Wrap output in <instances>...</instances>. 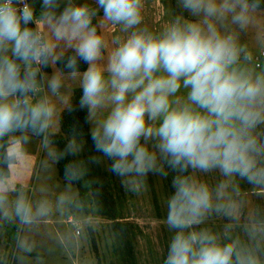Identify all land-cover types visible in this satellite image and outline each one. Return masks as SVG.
I'll use <instances>...</instances> for the list:
<instances>
[{"label": "clouds", "instance_id": "clouds-1", "mask_svg": "<svg viewBox=\"0 0 264 264\" xmlns=\"http://www.w3.org/2000/svg\"><path fill=\"white\" fill-rule=\"evenodd\" d=\"M143 6L39 0L37 8L35 0H0V139L31 130L50 144L58 104L77 85L95 152L111 161L114 175L135 190L149 174H172L163 264H264L259 212L244 227L246 241L230 229L220 235L198 227L213 213L238 221L235 178L264 188V71L250 66L238 39L257 25L264 0H178L181 14L159 31L142 26ZM97 16L126 35L110 47ZM27 139L8 148L9 169ZM79 150L72 139L50 155L59 161ZM212 172L224 177L214 187L196 175ZM82 174L74 161L65 166L69 181ZM10 189L0 172L3 218L31 224L50 213L48 201L33 203L22 190L10 201Z\"/></svg>", "mask_w": 264, "mask_h": 264}, {"label": "rangeland", "instance_id": "rangeland-1", "mask_svg": "<svg viewBox=\"0 0 264 264\" xmlns=\"http://www.w3.org/2000/svg\"><path fill=\"white\" fill-rule=\"evenodd\" d=\"M78 2L92 3V0ZM143 4L142 26L152 31L161 30L175 16L181 14L178 0H143ZM184 15L187 16L186 13ZM256 16L257 25L240 31L238 39L247 49L250 66L256 71H264V59L262 67H257L255 62V57L264 51V11L258 10ZM99 22L100 34L106 38L110 47L114 38L126 35L120 31V26L103 22L102 16H99ZM76 88L78 86L74 85V91ZM73 94L74 92L69 96L66 105L58 104L59 115L69 106ZM59 115L56 124L50 129L52 133L60 132ZM27 137V141L22 145L23 155L18 159L19 163L12 168L11 174L17 175L14 179L18 182V188L15 189V185L10 189L9 199L14 200L17 191L22 190L33 203L48 201L51 211L31 224H23L17 218L5 219L0 215V234L4 240L0 248V264H98L90 228H93L98 238L104 264H111L114 259V235L110 221L92 212L86 213L80 205L72 213L71 202L78 198V188L65 185L59 180L58 169L50 155L53 151L51 147L46 146L42 139ZM101 160L103 166L110 171L111 161L103 156ZM150 175L158 192L160 213L154 202ZM196 175L210 187L224 179L218 172ZM117 181L124 191L123 218L136 222L141 228L137 242L140 263L163 264L172 234L165 220L170 193L163 183V175L149 174L135 190H132L123 178L117 177ZM235 183L239 188L236 199L242 202L238 221L213 213L198 227L208 228L220 235L230 229L233 236L246 241L244 227L255 213L262 211L264 214V188H257L239 178H235ZM62 195L70 199L60 204L59 198Z\"/></svg>", "mask_w": 264, "mask_h": 264}, {"label": "trees", "instance_id": "trees-1", "mask_svg": "<svg viewBox=\"0 0 264 264\" xmlns=\"http://www.w3.org/2000/svg\"><path fill=\"white\" fill-rule=\"evenodd\" d=\"M35 2L37 8H39V0H35ZM259 11H264V7ZM93 22L98 25V31L100 32L99 16ZM86 67L87 65L81 63L80 70L84 71ZM80 95L81 90L78 87L71 97L69 106L61 111L59 115L60 132H49L51 143L48 145L53 151L62 152L72 139H75L80 145V150L75 155H68L59 161L54 159L58 169V178L63 184L78 188L79 196L71 202L72 213L80 205L86 213L92 212L110 221V228L114 235L112 246L114 259H112L111 264H141L137 253V242L141 228L136 222L123 218V187L118 184V176L103 166L102 156L95 152L89 136L90 125L86 121V111L78 108ZM34 136L44 140L43 135L34 134ZM10 145V134L0 139V172H3L8 178L11 176V169L4 162V157ZM93 157H99V162H92ZM70 161L76 162L82 170L83 174L78 180L69 181L65 177V166ZM171 178V173L163 176V183L170 194L172 191ZM150 180L154 202L157 211L160 213L159 196L152 175H150ZM259 213L264 216L262 211ZM90 236L98 264H104L99 250L98 238L93 228H90ZM3 243L4 240L0 234V248Z\"/></svg>", "mask_w": 264, "mask_h": 264}, {"label": "crops", "instance_id": "crops-1", "mask_svg": "<svg viewBox=\"0 0 264 264\" xmlns=\"http://www.w3.org/2000/svg\"><path fill=\"white\" fill-rule=\"evenodd\" d=\"M22 135H26V136H32V137H35L34 136V134H33V132H31V131H25V132H15V133H11L10 134V143L12 144V142L15 140V138H17V137H19V136H22ZM11 146V145H10ZM16 161V162H15ZM14 161V163H13V166H12V168L14 167V166H16V163L18 162V159L17 160H15ZM19 163V162H18ZM17 163V164H18ZM11 168V172L13 171V169ZM17 175L16 174H11V176H10V178H8L9 179V182H12V180H14L13 182H12V184H11V188H14V186L16 185V188L15 189H17L18 188V182L17 181H15V179H14V177H16Z\"/></svg>", "mask_w": 264, "mask_h": 264}, {"label": "built area", "instance_id": "built-area-1", "mask_svg": "<svg viewBox=\"0 0 264 264\" xmlns=\"http://www.w3.org/2000/svg\"><path fill=\"white\" fill-rule=\"evenodd\" d=\"M262 59H264V51L255 57L257 67H262Z\"/></svg>", "mask_w": 264, "mask_h": 264}]
</instances>
